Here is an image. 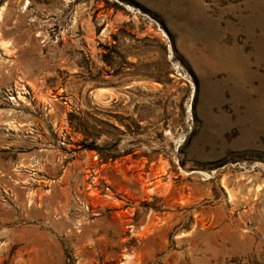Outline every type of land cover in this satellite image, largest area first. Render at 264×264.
Returning a JSON list of instances; mask_svg holds the SVG:
<instances>
[{
	"label": "rangeland",
	"instance_id": "rangeland-1",
	"mask_svg": "<svg viewBox=\"0 0 264 264\" xmlns=\"http://www.w3.org/2000/svg\"><path fill=\"white\" fill-rule=\"evenodd\" d=\"M0 12V264H264V0Z\"/></svg>",
	"mask_w": 264,
	"mask_h": 264
},
{
	"label": "bare ground",
	"instance_id": "bare-ground-1",
	"mask_svg": "<svg viewBox=\"0 0 264 264\" xmlns=\"http://www.w3.org/2000/svg\"><path fill=\"white\" fill-rule=\"evenodd\" d=\"M2 17V13L0 12V18ZM2 26V23L0 22V27ZM0 42L3 44L5 47L9 44V41L4 40V34L2 30L0 29ZM31 83V82H30ZM3 249V246H2Z\"/></svg>",
	"mask_w": 264,
	"mask_h": 264
}]
</instances>
